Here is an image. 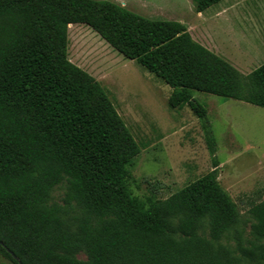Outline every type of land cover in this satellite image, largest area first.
<instances>
[{
    "label": "trees",
    "instance_id": "16d2710c",
    "mask_svg": "<svg viewBox=\"0 0 264 264\" xmlns=\"http://www.w3.org/2000/svg\"><path fill=\"white\" fill-rule=\"evenodd\" d=\"M192 1L203 12L221 0ZM70 24L170 87L168 106L187 105L201 121L210 171L164 199L132 195L128 167L141 146L99 82L68 59ZM191 90L264 108V63L244 75L183 23L107 0H0V255L12 264H264V199L249 203L244 240ZM60 185L61 204L51 200ZM227 235L234 248L221 243Z\"/></svg>",
    "mask_w": 264,
    "mask_h": 264
},
{
    "label": "rangeland",
    "instance_id": "374dc122",
    "mask_svg": "<svg viewBox=\"0 0 264 264\" xmlns=\"http://www.w3.org/2000/svg\"><path fill=\"white\" fill-rule=\"evenodd\" d=\"M143 17L183 23L191 37L246 75L264 63L262 0H221L196 12L192 0H107ZM68 59L104 89L141 146L127 185L141 201L167 198L213 168L201 121L187 105L170 108L171 89L135 60L124 58L83 24L68 25ZM207 111L215 138L218 183L237 204L238 227L250 238V202L264 199V108L191 90ZM63 185L51 193L61 204ZM221 243L234 248L231 235ZM84 260V251L76 253ZM0 264H12L0 255Z\"/></svg>",
    "mask_w": 264,
    "mask_h": 264
},
{
    "label": "water",
    "instance_id": "95a60500",
    "mask_svg": "<svg viewBox=\"0 0 264 264\" xmlns=\"http://www.w3.org/2000/svg\"><path fill=\"white\" fill-rule=\"evenodd\" d=\"M13 257L15 258V259H17L14 255H13ZM19 262V261H18ZM19 264H20V262H19Z\"/></svg>",
    "mask_w": 264,
    "mask_h": 264
},
{
    "label": "crops",
    "instance_id": "0c3cea01",
    "mask_svg": "<svg viewBox=\"0 0 264 264\" xmlns=\"http://www.w3.org/2000/svg\"><path fill=\"white\" fill-rule=\"evenodd\" d=\"M116 4H118V3H116ZM119 5H121V4H119ZM123 6H124V4H123ZM125 7V6H124ZM126 8V7H125Z\"/></svg>",
    "mask_w": 264,
    "mask_h": 264
}]
</instances>
